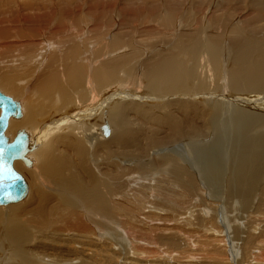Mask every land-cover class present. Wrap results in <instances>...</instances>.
Returning <instances> with one entry per match:
<instances>
[{
  "label": "bare ground",
  "instance_id": "1",
  "mask_svg": "<svg viewBox=\"0 0 264 264\" xmlns=\"http://www.w3.org/2000/svg\"><path fill=\"white\" fill-rule=\"evenodd\" d=\"M54 1L16 8L12 20L0 22V69L12 68L16 73H0V91L19 102L22 112V118H10L5 135L13 141L20 131L25 132L31 161L30 166L22 160L13 163L27 186L25 197L0 205V264H120V260H124L123 264H231L226 249L230 235L222 236L225 232L218 218H222L221 224L225 221L234 228L232 237L240 241L241 250L235 254H240L241 261L236 263L264 264V214L258 216L254 207L264 194V0ZM57 1L60 5L55 4ZM229 21L234 26L231 30H227ZM242 25H249L243 36L238 34L239 29H245ZM114 27L119 30L113 31ZM182 28L187 32L178 34ZM12 29H20V35L14 31L11 34ZM124 29L130 34L127 37L156 35L160 46L179 37L178 51H166L163 58L158 53L161 57L154 56V64L141 71L144 47L146 54L150 53L148 49L156 50L152 45L155 39L140 45L136 39H127ZM123 49L126 51L121 53ZM185 54L193 57L191 69L182 60ZM131 58L138 62L123 72L129 81H120L122 74L117 72L122 64L117 61L129 64ZM144 71L156 91H165L164 97L158 99L178 97L176 102H184L211 118L209 128L214 138L221 134L227 137L226 142H215L217 145L208 148L200 140L184 137L170 149L172 158L167 156L166 163L155 168L158 174L165 175L171 165L167 180H172L170 184L181 188L190 200H194L192 195L200 186L212 190L213 195L224 191L225 205L219 200L221 195L215 199L221 202L215 204L219 217L216 211L209 213L207 207L201 212L195 205L182 206V196L173 200L171 196L176 193L170 191L166 180L152 194L165 198L161 204L170 207L169 212L161 216L159 210L163 208L159 204L142 219L149 202L140 198L145 191L133 202L126 197V187L121 193L126 200L115 203L116 193L108 195L94 188L100 201L96 208L90 205L91 209L79 200L80 196L66 193L45 177L54 171L50 167L53 152L57 157L65 150L74 156L62 160L85 176L88 157L78 142L83 140L85 147L93 149L95 135L111 134L107 114L116 100L128 99L114 106L117 121H124L129 107L147 113L145 102L155 99L156 94L142 89ZM176 85L185 87L177 92ZM50 94L55 100L48 107L47 103L52 102L47 97ZM70 138L78 142L72 143ZM105 155L108 158L111 154ZM91 162L94 165L98 161L92 158ZM140 168L149 171L151 165L142 163ZM95 176H87V180L95 181ZM236 199L240 204L237 209L248 215L245 229L235 224L240 219L238 214L231 217L237 212H233L237 210L233 208ZM262 205L264 210V202ZM172 207L184 212L175 215ZM206 213L212 216L207 218ZM188 214L189 218H185ZM70 234L75 237L70 238ZM77 244L79 248L74 247ZM231 256L236 258L234 251Z\"/></svg>",
  "mask_w": 264,
  "mask_h": 264
},
{
  "label": "rangeland",
  "instance_id": "2",
  "mask_svg": "<svg viewBox=\"0 0 264 264\" xmlns=\"http://www.w3.org/2000/svg\"><path fill=\"white\" fill-rule=\"evenodd\" d=\"M37 1L40 5V2L42 0H20V1L19 0H0V22L12 20L14 18V14H15L14 11L16 10V8H24L30 4H34ZM43 1H45V0H43ZM49 1H53V0H49ZM54 2H56V0ZM55 4L60 5L59 2L55 3ZM54 5H52V6H54ZM44 12L48 13L49 11L44 10ZM41 13H40V15H42ZM114 20H116V22H117L116 16L114 17ZM75 22H78V21L76 20ZM228 23H230V24H228ZM7 26L10 27V24ZM116 26H117V23H116ZM228 26H229V28H228ZM230 26H232V27H230ZM241 27L245 28V29H243V31L239 29L238 32H240V33H238V34L241 35L243 33L241 35V36H243V35H245L244 33H246V31H248L249 25H248V27L246 25H242ZM55 28H56V26L51 27L50 32L52 30H54ZM117 28L118 27H114L113 31H115V32L118 31L119 29H117ZM230 28L233 29L234 26L229 21V22H227V30ZM17 30L12 29L11 34L14 35L15 34L14 32H16V34L20 35L19 34V33H21L20 29H19V31H17ZM244 30H246V31H244ZM127 31L128 30L124 29L123 35H125L127 39L128 38L134 39V41L137 40L136 43L137 44L140 43V45H141V42H144V40H147V42H148V40H151L153 38L155 39L154 42H156V44L153 42L152 45L155 48H157L156 50L148 49V52H150V53L146 54L147 53L146 47H144L145 48L144 49L145 54H144L142 52L143 50L141 48L140 49V50H142L141 54H144V55H142L144 57L142 60L140 59L141 58L140 54L136 55L137 58H139V60H141V64L143 66L141 68V71H143L144 69H148V67L150 65L154 64V62L156 60V58H154V56H156L158 53H160L162 55V58H163V55L165 54L166 51H172L173 54L174 53L176 54V52L178 51L176 46H178L177 41L179 40V37L168 40L167 41L168 44L163 42L160 46L159 45L160 44L159 39H157V41H156V38H158V37H155L156 35H151V37H150L149 34L142 33V34L136 36V38L134 37L135 35L133 37H127V35H130ZM182 32H187L186 28L178 29V34H180ZM251 36L255 37V35H251ZM251 38H253V37H251ZM262 38H263V40H262ZM262 38L261 39L259 38L260 41L261 40L264 41V37H262ZM184 40H186V42H188L187 41L188 37H184ZM165 44H167V45H165ZM140 47H136V48H140ZM233 49H232V52H233ZM131 50H132V48H131ZM124 51H126V49H123L120 52L122 53ZM127 51H129V50L127 49ZM129 52H131V51H129ZM129 52H126V54L130 55ZM131 54H132V52H131ZM160 54L157 55V58L161 57ZM151 57L154 59H151ZM137 58H131L129 61L127 60L129 62V64L126 61H117L119 64L120 63L122 64V66H121L122 68L118 67V72H117L118 74H122V76L118 75L119 77L121 76L119 78L120 81H121V79L124 82H126L128 80L127 78H125L126 76H125V73H123V72L129 71L131 66L135 65L138 62V61H136ZM182 60L185 62V64H187L189 69L192 68V65L194 63L192 55L185 54ZM117 62H115L114 64H117ZM139 67H140V64H138L136 68L138 69ZM231 68H230V70L234 69V67H231ZM7 69H9V70H7ZM14 70L15 69H12V68L0 69V73L5 72L6 74H8V72H9L10 75H14V74H16ZM140 73H139V75H140ZM143 73H144L143 74L144 84L142 85V89L149 91V92H152L153 95L156 94V95H154L155 99H152L150 101L145 102L148 106V107L147 106L144 107V109L147 111V113L144 112V110L137 111V110H134L132 107H129V108H127L126 117L123 121L124 123L122 121H117V116H116L117 114L116 113L114 114L115 111L113 108H114V106L128 102V99L121 100V101L116 100L114 104L112 103L113 108H111V111H109L108 114L106 113L107 115H109L107 117L108 121L110 120V122H111L110 123L111 134L108 137H105L104 135L102 136V134H97L98 137L95 135L96 140H97L96 142L97 143L100 142V143L94 144L93 149L90 148L88 145H86V147H85L83 140H82V142L77 141L79 145L84 147L85 154H87V157H88L87 169H85V171L83 172L86 177L84 175L82 176L79 173L81 171L75 170L71 165H69L63 161L66 158H73L74 153L73 154H72V152L69 153L70 152L69 150H65V151L60 152L59 154H57V157L54 155V152H53V158H51L53 160V162H51V164H53V165L50 167H52V169H54V171H53L52 175H51V173H48V175L46 174L45 177H47V179H49L48 181L51 184H56L59 187L62 186L66 193H70V194L72 193V194L80 196L79 200L82 203L84 202L83 204L87 208L88 207L89 208H91V207L96 208L98 205V202L100 201V198L96 197L97 193L95 192L94 188L99 187V189L103 193H106L108 195L110 193H113V194L116 193V195H118V197H116L115 199L113 198V202H115V203L123 201L122 199H124L125 197H124V195L122 196L121 193L124 192V189L126 187H127L126 195H128L126 197L133 202L137 201V196L138 195L140 196V194H141L140 192L145 191L142 194V196H140V198H144V199L148 200L149 202H147V204H148L146 206L147 209L144 210V216L141 217L142 219L146 216H150L151 214L149 212H153L152 208H153V210H155V208H158V205L161 204L162 200L165 199V198H162L163 196H160L159 197L160 199H159L156 197V195H153L152 193L154 192L155 188L160 183H163L166 180V184H168L170 186V188L172 189V190L170 189V191L173 193H176V194H173V196H171L173 200H177L178 196H182V199H185V201H186V203H184L185 201L183 200L182 206H184V204L188 207L190 206V204L192 206L195 205V206H197L196 209L198 211H201V212H203L202 211L203 207H205V208L207 207L206 209L209 210V213H210V211L213 213L216 211L215 216L218 215L217 217H219V211H218L217 205H219L222 201H223V203H221V204L225 205L226 200H224V199H226V196H225L224 191L219 193V192H215L216 190L213 189L214 192L217 193V195L216 194L213 195L212 190L208 189L209 191L208 190L206 191V187L202 188L200 186V190H196L197 193L192 195L194 200L191 197L190 198L192 200H190L189 197L186 196V194L184 195V191H182L181 188H179L178 186H175L173 184H170V183H173L172 180H170V179L167 180V178H169L168 174L170 173L171 169L173 168V167L171 168V165L168 167V170H167V172L168 171L169 172L166 173L165 175L158 174V172L155 171L156 170L155 168H157V169L161 168V166L166 163L164 161H165V158L167 156L169 158H172V157H170V155L173 156L174 153H171L170 149L173 146L178 145L179 142H181L182 138H184V137H185V139L189 138L191 140L202 141L203 142L202 145H204L205 148H208L212 145H217L220 142H223V140L225 141V139L227 137H225L224 134H221L220 136L214 138L215 136H213L212 129H211L212 127L209 128L212 124L211 118L207 115H202V113L199 110H196L194 107L187 106L184 102H176V101H178L177 100L178 97H175V98L173 96L168 97V99H169L168 101L162 100V98L158 99V96L164 97L163 94L165 91L163 92V94H162L161 90L156 91L154 86L152 85L153 82L150 79V77L146 74L145 71ZM152 87L154 89H152ZM182 87H185V86L176 85L175 91L179 92V90H183V89H181ZM161 89L167 90L168 87H161ZM195 90L197 91V89H195ZM198 90H199V88H198ZM85 91H87V90L86 89L82 90L81 95L84 96L86 94ZM47 97L51 99L50 101H52L51 103L50 102L47 103V106L49 105L48 107H51L52 105H54V102H53L55 100V99H53L54 95L50 94ZM16 98H18V96ZM157 101H159V102H157ZM193 104H195V103H193ZM161 106H165L166 108L162 109ZM114 116H116V117H114ZM21 118H22V116H21ZM98 124L99 123H97V125ZM92 126H94V123L92 124ZM228 130H229V128H228ZM228 130H226V132ZM112 136H114V137H112ZM71 142L75 143L76 141L71 139ZM215 142L217 144H215ZM61 147L62 146L60 144V149H61ZM96 148H98V149H96ZM105 153H110L111 155L107 158V155H105ZM228 153L230 154V152H228ZM76 157L79 158V156H76ZM92 158L97 159V161H98L94 165L91 162ZM142 163H149L151 165V168H149V171H146V170H143L140 168V165ZM180 163L185 165L184 162H180ZM97 167L98 168L100 167L99 170H97L98 169ZM111 167H113V168H111ZM127 167H129V168H127ZM39 168L43 169V166L40 165ZM99 171L101 172L102 176L99 175V173H100ZM121 171H123V172H121ZM92 172H94V173H92ZM145 173H147V174H145ZM92 174L96 175L95 176L96 180L95 181L87 180L88 179L87 176H91ZM48 176H49V178H48ZM63 177H66V180H64ZM100 177H102L103 180ZM128 179H130V180H128ZM161 179H162V181H161ZM129 185H131V186H129ZM59 187H57V188H59ZM105 187H106V189H105ZM148 187H149V192L146 191V188L148 189ZM72 188H73V190H72ZM151 188H153V189H151ZM43 191L46 192L47 194L50 193L49 189L46 190L45 187H43ZM150 191H152V192H151V194L148 195V193H150ZM135 194H136V196H135ZM65 195L68 196L67 194H65ZM183 195H184V198H183ZM220 195H221V197H220ZM263 195L264 194H261V200L262 201L258 199L260 201V203L257 200V201H255V204H254V207L256 208L255 212L258 216L264 214V210L262 208V206H263L262 203L264 202L263 201L264 197H262ZM215 196H217V197H215ZM200 197H201V199H200ZM216 198H219V200L221 199V202L219 203L218 201H216L215 200ZM105 200H106V198H105ZM124 200H126V199H124ZM199 200H203V202L205 201L206 202V203L204 202L205 205L203 204L202 201H201L202 202L201 203ZM237 200L238 199H236V202L234 201L235 206H233V208H235V209L239 208L238 205H240V204H237L238 203ZM85 201H86V203H85ZM159 201H160V203H159ZM189 201H192L193 204L190 203ZM213 202H215V203H213ZM228 202H227V204H228ZM87 203L88 204L90 203V204L88 205ZM216 203H217V205H215ZM90 205H91V207H90ZM161 207L163 208L162 210H159L160 211L159 214L161 216H163L164 213L169 212L170 207H168V206L166 207V205L164 206V204H161ZM164 207H166V208H164ZM172 209H175V213H174L175 215H178L179 211H182V208L172 207ZM239 210L238 209L233 210V212H236V211L237 212L234 213L235 215H231V217H236V214H238L237 216L240 217V219H239L240 221L237 220L235 222V224H238L239 226L241 225L240 227L242 229H245L244 224L248 222V220L246 218L247 214L243 213L241 210L240 211L242 212V214H240L241 212ZM253 211H254V209H253ZM182 212H184V211H182ZM206 214H208V213H206ZM207 216H208L207 218H210L212 215L210 216V214H208ZM184 217L189 218V214L187 216H184ZM184 217L181 220L184 221V219H185ZM231 217H229V220L232 219ZM220 219L222 220V218H220ZM220 219L218 218V224L221 225L220 228L221 229L223 228L222 230H224V232H225V234L222 236L223 237L224 236L226 237L227 235L231 236V237L229 236L226 239L227 241H230V246L227 245L226 249H229L231 251V253L234 251V255L236 258L235 259L232 258L229 250H228V257L230 258L231 264H237L241 261L240 260L241 256L238 253L235 254V251L237 252L238 250L239 251L241 250L240 249L241 244H238L240 241L238 242L234 239L235 237H232L234 228L233 227L231 228V226L229 227L227 222H225V221H223L222 222L223 224H221ZM235 219H237V218H235ZM245 221H247V222H245ZM116 223H118L117 220H116ZM227 227L229 228V230ZM227 230H228L229 234L226 233ZM41 235H42V233H41ZM69 237L74 238L75 235L72 236V234H70ZM38 241H40V239ZM74 247L79 248V245L77 244ZM235 247L237 250L234 249ZM116 250H118V248H116ZM52 257H57V256L53 255ZM198 259L200 260V258H198ZM237 260H238V262H237ZM79 262L80 261H75L74 263L77 264ZM232 262H234V263H232ZM119 263L123 264L124 260H120Z\"/></svg>",
  "mask_w": 264,
  "mask_h": 264
},
{
  "label": "water",
  "instance_id": "3",
  "mask_svg": "<svg viewBox=\"0 0 264 264\" xmlns=\"http://www.w3.org/2000/svg\"><path fill=\"white\" fill-rule=\"evenodd\" d=\"M0 109V205H4L21 200L27 191L22 175L13 168L14 161L22 160L29 166L31 161L27 157L28 135L20 131L13 141L5 135L10 118L22 116L19 102L0 91Z\"/></svg>",
  "mask_w": 264,
  "mask_h": 264
}]
</instances>
